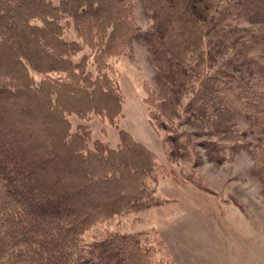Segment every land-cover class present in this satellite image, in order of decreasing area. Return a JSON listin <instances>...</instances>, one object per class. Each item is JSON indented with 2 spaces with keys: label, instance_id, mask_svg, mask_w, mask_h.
I'll use <instances>...</instances> for the list:
<instances>
[{
  "label": "trees",
  "instance_id": "1",
  "mask_svg": "<svg viewBox=\"0 0 264 264\" xmlns=\"http://www.w3.org/2000/svg\"><path fill=\"white\" fill-rule=\"evenodd\" d=\"M135 43L154 71L143 101L168 158L201 150L219 165L246 152L264 193V0H0V264H175L154 230L85 239L165 202L167 169L147 146L126 130L115 147L90 145L89 125L68 119L118 123L111 63Z\"/></svg>",
  "mask_w": 264,
  "mask_h": 264
},
{
  "label": "rangeland",
  "instance_id": "2",
  "mask_svg": "<svg viewBox=\"0 0 264 264\" xmlns=\"http://www.w3.org/2000/svg\"><path fill=\"white\" fill-rule=\"evenodd\" d=\"M137 14L145 27L147 21L141 10L137 9ZM64 37L76 38L74 30L67 28ZM111 65V73L124 95L123 115L112 125L96 116L86 119L72 113L68 115L71 130L88 124L90 145L102 140L112 147L120 141L119 130L128 131L167 169L156 181L157 193L165 202L100 222L87 232L85 239L106 229H148L154 230L170 249L175 264H264V193L252 174L253 159L241 151L230 162L215 165L197 150L186 159L170 160L161 131L150 123L143 101L145 85L155 87L154 71L143 47L135 43L131 58H114ZM198 155L201 163L197 166ZM190 171L199 176L207 189L188 179Z\"/></svg>",
  "mask_w": 264,
  "mask_h": 264
}]
</instances>
